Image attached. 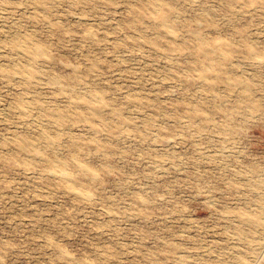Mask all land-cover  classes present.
<instances>
[{"label":"rangeland","instance_id":"obj_1","mask_svg":"<svg viewBox=\"0 0 264 264\" xmlns=\"http://www.w3.org/2000/svg\"><path fill=\"white\" fill-rule=\"evenodd\" d=\"M0 264H264V0H0Z\"/></svg>","mask_w":264,"mask_h":264}]
</instances>
